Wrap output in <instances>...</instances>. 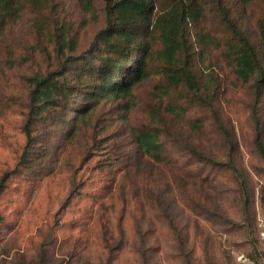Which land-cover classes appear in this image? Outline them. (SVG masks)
<instances>
[{"label":"rangeland","instance_id":"374dc122","mask_svg":"<svg viewBox=\"0 0 264 264\" xmlns=\"http://www.w3.org/2000/svg\"><path fill=\"white\" fill-rule=\"evenodd\" d=\"M12 1L0 5V264H264V157L255 146L258 138L264 148V83L255 96L253 80L234 75L226 46L236 35L223 15L248 34L264 68V0H154V15L188 6L189 47L178 60L205 101L167 85L154 32L143 39L150 76L130 98L97 103L75 80L79 65L89 80L91 54L70 59L104 57L95 39L105 0ZM51 73L64 91L39 105L35 80ZM145 131L160 140V162L136 145Z\"/></svg>","mask_w":264,"mask_h":264},{"label":"trees","instance_id":"16d2710c","mask_svg":"<svg viewBox=\"0 0 264 264\" xmlns=\"http://www.w3.org/2000/svg\"><path fill=\"white\" fill-rule=\"evenodd\" d=\"M240 1L247 4L252 0ZM12 3V0H0V5L12 6ZM105 8L106 27L97 34L95 39V47L100 46L99 53H103L104 57L96 56L95 58L92 51L88 50L85 54L70 59V61L76 59V62H82L85 58L80 59V57L91 54L90 58L94 57L93 59L99 65L98 68H94L90 59L86 67L89 79L86 83L82 82L85 74V71L83 74L82 66L79 65L75 70L77 88L87 87L82 89L83 92L86 91L84 98L96 103L103 99L119 101L130 98L134 87L150 76L148 61L153 57V53L149 43L144 42L143 39L156 32L161 45L156 57L163 64L162 74L167 85L174 88L185 85L193 97L201 102L205 101L200 94L195 74L186 64L180 65L178 60L179 53L187 52L189 47L186 42L187 24L191 14L183 1L169 5L158 15H154V0H105ZM223 13L225 23L236 35V40L226 46V55L233 67L234 75L243 83L253 80L254 94L258 96L264 83V68L259 61L257 49L251 44L248 34L239 30L235 22L228 20L226 11ZM258 36L264 57V20L258 26ZM135 51L140 53L136 57L132 56L133 53H137ZM115 53L118 57L114 60ZM128 58L125 77L115 78L123 65V60ZM54 74L51 73L43 79L35 80L32 99L39 105L53 101L54 93L61 94L64 91L61 82L53 77ZM77 88H74L76 92H78ZM83 92L80 91V94ZM87 103L81 108L82 113L86 112ZM25 132L29 138L28 122L25 125ZM159 141L156 134L147 131L135 138L138 149L155 162L161 161ZM255 146L260 155L264 157V148L258 138H255ZM192 153L202 158L201 154L195 151Z\"/></svg>","mask_w":264,"mask_h":264}]
</instances>
